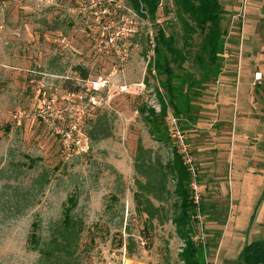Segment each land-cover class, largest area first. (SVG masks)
Masks as SVG:
<instances>
[{
    "label": "rangeland",
    "instance_id": "374dc122",
    "mask_svg": "<svg viewBox=\"0 0 264 264\" xmlns=\"http://www.w3.org/2000/svg\"><path fill=\"white\" fill-rule=\"evenodd\" d=\"M220 1L227 31L238 2ZM244 15L242 35L225 34L222 69L228 62L235 74L218 75L219 99L213 98L214 88L199 98L200 114L213 115L212 126L226 119L233 126H254L249 93L264 91L254 28L264 18V0H247ZM172 16L160 5L159 24ZM152 33L151 22L128 0H0V264H55L42 249L63 208L71 205L70 196L76 200L73 214L84 226L76 264H184L179 254L185 242L171 221L174 197L159 201L143 191L139 183L145 178L135 163L138 143L152 161L164 162L176 150L170 136V147L154 140L139 109L160 110L150 65ZM255 71L261 75L255 77ZM98 78L106 85L88 91ZM228 79L236 81L228 87L230 100L221 98L226 86L218 84ZM213 103L215 109L207 110ZM170 115L175 116L168 109V133ZM183 120L180 127L193 151L192 123ZM93 126H102L107 135L91 136ZM236 181L234 176L221 180L222 191L236 190ZM172 188L169 180L167 189ZM141 194L160 206L155 217L139 210ZM203 197L214 198L215 209L206 203L209 216L201 223L196 217L204 215L201 197L199 212L191 202L190 236L201 246L203 264H241L245 245L264 238V229L255 230L252 211L229 203L226 195ZM251 198L240 197L242 204ZM32 223L39 226L37 248L29 245Z\"/></svg>",
    "mask_w": 264,
    "mask_h": 264
},
{
    "label": "trees",
    "instance_id": "16d2710c",
    "mask_svg": "<svg viewBox=\"0 0 264 264\" xmlns=\"http://www.w3.org/2000/svg\"><path fill=\"white\" fill-rule=\"evenodd\" d=\"M128 5L135 13L147 18L153 30L151 38L154 46L150 65L158 83L160 110L146 109L144 105L139 109L142 115L146 114L149 134L164 147H170L169 133L164 124L167 110L185 119L184 124L194 123L201 115L199 98L213 90L214 82L222 72L226 34L222 21L226 9L220 0H128ZM160 5L165 14L173 13L165 25L157 22ZM151 71L148 66L147 73L151 74ZM90 132L93 137L94 132L107 135L102 126H93ZM135 163L145 178L142 184L139 183L143 191L159 201L167 194L174 197L171 221L176 233L185 242V248L179 254L180 259L184 264H203L201 246L194 244L190 238L194 232L189 195L190 175L182 164L180 154L173 149L171 158H166L164 162L158 159L152 161L149 150L138 143ZM169 180L173 182L171 191L167 189ZM68 201L71 205L63 208L62 217L50 228L42 249L46 257L54 259L55 264H76L77 245L84 229L72 211L76 200L70 196ZM159 208L151 204L145 195L139 210L149 219L157 215ZM202 208L205 212L204 205ZM38 229L39 226L32 223L29 236L32 248H37L40 243ZM127 249L130 251L129 243ZM240 262L264 264V238L248 242L240 255Z\"/></svg>",
    "mask_w": 264,
    "mask_h": 264
},
{
    "label": "crops",
    "instance_id": "0c3cea01",
    "mask_svg": "<svg viewBox=\"0 0 264 264\" xmlns=\"http://www.w3.org/2000/svg\"><path fill=\"white\" fill-rule=\"evenodd\" d=\"M263 26L264 18H261L257 22L254 32L256 42L259 44L257 48L261 52L260 60L264 64ZM237 35L240 37V34ZM224 63L221 74L226 76L235 74V70L228 65L229 63ZM259 75L261 73L255 71V77H259ZM253 81L254 79L248 81L247 84H252ZM218 84L226 86L221 98L230 100L232 96L228 97V95H232V93L229 94L228 90L236 85V81L228 79L220 82L218 80ZM216 87L217 84L214 86L213 98L217 100L219 99V92ZM249 95L254 100V126H233L228 119L217 121L215 124L217 126H212L210 121L213 119V115L201 114L189 127L188 134L195 155L199 181L201 182L199 183L202 186L201 202L204 206L207 203L206 207L210 208H207L204 215H201L202 218L205 215V217L209 216L208 209L210 211L215 209L213 206L214 198H207L206 200L203 195H217L219 197L226 195L229 203L236 201L241 207H246L252 211L249 218L258 226L255 230L260 232L264 229V124L261 126L264 123V91L259 92L255 89ZM207 107H209L207 110L212 111L215 109V103L211 106L207 105ZM245 113L241 114L244 119L247 118ZM213 120L215 121V119ZM257 122L260 123L257 125ZM233 176L237 179L236 190L233 188L232 191L228 190L226 194L222 191L220 182ZM241 196H253L254 199L251 198L248 203L242 204ZM202 198H205V201Z\"/></svg>",
    "mask_w": 264,
    "mask_h": 264
},
{
    "label": "built area",
    "instance_id": "2783aa9c",
    "mask_svg": "<svg viewBox=\"0 0 264 264\" xmlns=\"http://www.w3.org/2000/svg\"><path fill=\"white\" fill-rule=\"evenodd\" d=\"M238 2V9L231 14V22L230 25L228 26V29L226 31V35H232L233 33L236 34H242V29H243V20H244V10L247 5V0H237ZM236 22V30L234 32L233 30V22ZM91 87L88 88V91L90 89L93 90H98L99 87H102L106 85V80L102 78H98L95 81H92ZM89 84V85H90ZM182 119L179 117H176L174 115H170L168 118V126H169V136L173 140V145L176 148L177 152L180 154L181 160L183 165L186 167V170L188 171L190 175V180H189V191L190 195L192 198V202L194 206L197 208L198 212L200 210V197H201V192L199 191V180L198 178V169L197 165L195 163L193 151L191 149L188 136L187 134L182 130L180 127V121ZM196 217L199 219L198 221L202 223V216L199 213L196 215Z\"/></svg>",
    "mask_w": 264,
    "mask_h": 264
}]
</instances>
